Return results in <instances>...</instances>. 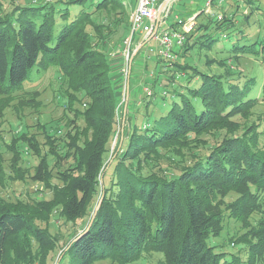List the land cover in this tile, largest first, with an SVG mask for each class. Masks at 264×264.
I'll use <instances>...</instances> for the list:
<instances>
[{
	"label": "trees",
	"instance_id": "trees-1",
	"mask_svg": "<svg viewBox=\"0 0 264 264\" xmlns=\"http://www.w3.org/2000/svg\"><path fill=\"white\" fill-rule=\"evenodd\" d=\"M233 1L235 11L221 10L222 18L218 11L228 2L215 1L210 13L197 14L175 61L158 53L165 75L144 76L152 88L137 91L139 103L162 99V107L143 114L111 159L106 157L123 81L112 53L130 32L128 2L38 0L0 15V118L15 92L50 68L63 81V104L76 114L67 120L73 127L65 135L42 125L43 142L27 132L3 142L12 155L7 171L0 150V185L12 173L27 176L29 168L20 162L32 152L38 162L28 176L44 182L51 196L29 201L0 195V264H93L107 258L128 264L147 251L162 252L167 264H261L264 113L252 108L264 100V83L260 87L259 77L238 65L243 56L264 65V18L259 23L252 17L264 15V0ZM202 55L207 69L192 62ZM215 62L223 71L211 69ZM130 98L131 91L126 114ZM31 99L35 95L26 103ZM231 191L238 195L227 201ZM57 210L72 223L64 242L49 227ZM228 217L245 228L232 238L242 244L237 252L211 242Z\"/></svg>",
	"mask_w": 264,
	"mask_h": 264
},
{
	"label": "rangeland",
	"instance_id": "rangeland-1",
	"mask_svg": "<svg viewBox=\"0 0 264 264\" xmlns=\"http://www.w3.org/2000/svg\"><path fill=\"white\" fill-rule=\"evenodd\" d=\"M129 4V19L133 9L137 4V0H126ZM171 7L170 13L168 15V22H174L179 20L187 19L189 14H199L204 11L207 0H171ZM169 1V2H171ZM30 2H38V0H0V15H4L5 13L11 11L16 5H26ZM236 3L233 0H230L228 4L223 8L220 9L222 11H230L231 13L235 11ZM241 7L244 13H249L250 7H246L244 2L241 3ZM178 15V16H177ZM177 16V17H176ZM258 22L261 18H264V15L261 13H255L253 16ZM251 17V18H252ZM240 24V21H238ZM175 23V22H174ZM260 23V22H259ZM264 24V23H262ZM173 26V24H171ZM130 32L128 33V35ZM128 35L124 38L121 44H117L115 49L113 50L115 53L116 51H121L124 49L125 40L127 39ZM109 46L117 43V37H112L108 39ZM138 40H135L133 43L132 55L134 50L136 49L135 45H138ZM160 44L157 40H150L144 46L141 52L136 56L135 61L133 63L132 56H131V65L133 63V75L130 78L129 82V97L131 91V98L129 101V111L131 114H126L127 106H122L119 111V122L116 126V133L113 136V141L111 145V150L108 153L107 159H111V152L114 150L115 147L119 143H121L127 135L129 134V130L131 131L132 126L136 124H142L145 120L146 116L143 117V114L146 112H151L153 109H161L162 107V99L158 101H154L146 105V103H142L139 98L138 89H142L144 86H149L152 88L151 81L148 79H144L143 77L150 74L155 75L156 73H161V79L165 75L167 68H163V63L158 62L159 59V49ZM216 48L213 49L210 53L212 55H216L215 52ZM121 57L118 55L114 57L117 59ZM134 59V58H133ZM253 59L248 57H242L241 62L239 63L238 67H246V70L249 74H256L259 77L260 87L264 83V65L257 61H252ZM115 61V60H114ZM192 62H195L200 68L207 69V65L205 64V56H194ZM229 62V61H228ZM118 63V62H117ZM147 63V65H146ZM232 64L237 65L238 63L231 61ZM116 63L114 62V66ZM126 62L123 63L125 67ZM234 65V66H235ZM212 70H221L223 68L218 66V63H214L211 67ZM164 73V75L162 74ZM165 81V79L163 80ZM63 81L59 78V75L56 74L53 68H50L49 71L44 72L40 77H34V79L30 83H26L23 88L19 89L13 95L11 99V104L5 109V115L0 118V150L3 151V157L6 165V170H9V162L10 156L12 153L8 151L5 147L6 144L3 143L6 141L10 143L11 137L14 135H21L26 133L28 135H35L39 138L41 142L44 140V128L48 125V128L54 125L56 128H61L62 133L59 132L58 135H62L67 132V130H71L73 125L70 124L68 126L66 124L68 119H74L76 114L74 111L68 107L66 104H63L62 101H66L63 97L62 92L64 91ZM63 89V90H62ZM131 89V90H130ZM62 90V92H61ZM144 92H142L143 94ZM35 95L36 100H30L31 104H27L26 101L32 98ZM146 95V94H143ZM67 99V98H66ZM129 100V99H128ZM128 104V102H127ZM169 105V104H168ZM253 111L257 113H264V100H260L258 104H256L253 108ZM130 115H134L133 118ZM255 113H251V117H257ZM51 125V126H50ZM61 133V134H60ZM3 140V141H2ZM264 141V138H263ZM23 143L22 141L20 144ZM5 153V154H4ZM24 160L20 162V166L28 167L29 169L24 174L27 175L26 177L22 176H15L12 173V176L6 179V184L0 185V195L8 200H15L17 198L29 201H36L38 199H43V197L51 196V191L45 186V183L31 178L28 174L34 172L33 166L37 164L38 158L32 152L25 153ZM111 169L108 170V173L105 176L106 180H109V176L111 173ZM15 176V177H14ZM238 195L237 191L229 192L225 199L227 201L233 200ZM253 217L259 218L260 214L254 213ZM252 219V218H251ZM242 223L235 220L234 218L228 217L226 218L225 228L223 231L211 238V242L219 246L222 250L227 251H234L237 252L238 249L242 248V244H233L232 238L240 233L245 231V228L242 227ZM49 227L53 232H59V239L60 241L64 242L69 235L71 234L72 230V223L66 222L64 218L61 216L57 211H53L51 213L49 219ZM61 246V244H60ZM59 249H57L58 253ZM93 264H119L115 260L111 259H101L95 261ZM128 264H167L165 255L162 252L157 251H147L143 252L136 260L128 263ZM261 264H264V258L261 261Z\"/></svg>",
	"mask_w": 264,
	"mask_h": 264
},
{
	"label": "built area",
	"instance_id": "built-area-1",
	"mask_svg": "<svg viewBox=\"0 0 264 264\" xmlns=\"http://www.w3.org/2000/svg\"><path fill=\"white\" fill-rule=\"evenodd\" d=\"M164 0H137V4L133 9L130 16V34L125 40L124 49L116 51L113 57L122 55L123 63L126 62L125 67L121 68L123 75L121 97L117 106L119 111L129 99V78L131 71V56L133 43L138 36L146 39L152 36L160 44L159 55L164 57L168 61H175L178 58L176 49L183 45L186 39V33L189 32L196 24L195 14L189 15L185 20H179L181 28H175L168 22V15L170 13L171 2H168L162 9L159 16V10ZM217 1L218 5L227 3L229 0H207L205 6V12L210 13L214 6V2ZM222 11H218V18H222ZM177 17V16H176ZM157 27L156 32L154 33ZM146 91H150L145 88ZM151 92V91H150Z\"/></svg>",
	"mask_w": 264,
	"mask_h": 264
},
{
	"label": "water",
	"instance_id": "water-1",
	"mask_svg": "<svg viewBox=\"0 0 264 264\" xmlns=\"http://www.w3.org/2000/svg\"><path fill=\"white\" fill-rule=\"evenodd\" d=\"M169 1H171V0H164V1L162 2V5H161L160 10H159V16L161 15L162 9L166 6V4H167ZM156 30H157V27H156L154 33L156 32ZM143 45H144V43H141V44H139V45L136 47V49H135L134 52H133L132 60H131V61H133V58H134L135 54L137 53V51H138ZM125 106H127V103L125 104ZM101 202H102V198H101L100 202L98 203V205L96 206V209H95V211H94V213H93V216H92V218H91V222H90V224L92 223L93 218L95 217V215H96V213H97V210L99 209V207H100V205H101Z\"/></svg>",
	"mask_w": 264,
	"mask_h": 264
},
{
	"label": "crops",
	"instance_id": "crops-1",
	"mask_svg": "<svg viewBox=\"0 0 264 264\" xmlns=\"http://www.w3.org/2000/svg\"><path fill=\"white\" fill-rule=\"evenodd\" d=\"M189 15H191V14H189ZM188 15V16H189ZM178 16V15H177ZM187 16V17H188ZM174 22H176V21H174ZM170 23V25L173 23V22H169ZM150 40H154V38L152 37V36H149L148 38H146V39H144V38H142L141 40H140V42L138 43V45L139 44H141V43H144V45L148 42V41H150ZM156 40V39H155ZM138 45H135L136 47L138 46ZM143 45V46H144ZM118 62V63H117ZM115 63H116V67L119 69L121 66H123V57H122V55H121V57H118L117 59H115ZM131 67H132V65H131ZM122 68V67H121ZM126 107V106H125Z\"/></svg>",
	"mask_w": 264,
	"mask_h": 264
}]
</instances>
